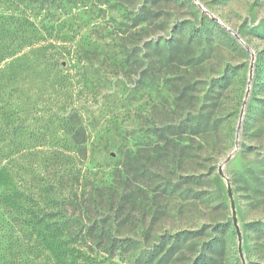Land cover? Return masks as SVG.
I'll return each instance as SVG.
<instances>
[{
    "label": "rangeland",
    "instance_id": "rangeland-1",
    "mask_svg": "<svg viewBox=\"0 0 264 264\" xmlns=\"http://www.w3.org/2000/svg\"><path fill=\"white\" fill-rule=\"evenodd\" d=\"M62 1L48 28L97 48L95 66L78 95L72 72L65 97L36 74L18 90L0 80V199L16 193V215L48 211L52 147L69 139L51 112L81 106L105 235L133 241L98 261L264 264V0ZM57 5L19 10L47 21Z\"/></svg>",
    "mask_w": 264,
    "mask_h": 264
},
{
    "label": "trees",
    "instance_id": "trees-1",
    "mask_svg": "<svg viewBox=\"0 0 264 264\" xmlns=\"http://www.w3.org/2000/svg\"><path fill=\"white\" fill-rule=\"evenodd\" d=\"M21 3H39L42 10L46 4L59 5L45 10L47 21L43 17L37 21L24 9L19 10ZM53 10L62 11L63 1L0 0L3 85L18 90L20 83L36 74L65 97V85L70 82L72 72H76L73 77L80 76L76 81L77 95L86 87V71L94 69L98 50L86 49L80 42H74L73 37L59 36V32L53 35L54 27L47 26L56 19L51 14ZM97 74L95 71L92 77ZM53 111L51 122L58 120L60 130L69 139L52 147V178L46 190L49 209L44 213L39 207L27 215H16L19 196L15 193L0 199V213L9 214V228L0 233V264H103L99 257L112 260L119 254L123 259L122 254L130 250L133 241L106 237L107 221L97 213L99 205L95 198L99 188L89 184L87 172L81 167L88 157L90 138L81 106L71 107L66 113H61L60 107ZM199 119L207 121L203 113H199ZM202 124L194 130L197 138L208 131L201 128ZM142 259L138 257L137 262L143 264Z\"/></svg>",
    "mask_w": 264,
    "mask_h": 264
},
{
    "label": "water",
    "instance_id": "water-1",
    "mask_svg": "<svg viewBox=\"0 0 264 264\" xmlns=\"http://www.w3.org/2000/svg\"><path fill=\"white\" fill-rule=\"evenodd\" d=\"M200 7H202L200 5ZM202 9H204L202 7ZM205 12H207L206 10H204ZM208 13V12H207ZM209 14V13H208ZM210 15V14H209ZM211 16V15H210ZM212 17V16H211ZM236 37L238 38V36L236 35ZM251 55H252V62H251V69H250V78H249V84H248V89H247V93H246V99L248 98L249 96V93H250V83L253 79V73H254V54L251 52ZM245 105V104H244ZM243 115H244V108L242 109L241 111V115H240V121H239V126H238V132L240 130V127H241V123H242V120H243ZM237 137H238V134H237ZM231 159V157L229 158ZM220 172L222 173V171L220 170ZM234 225L236 227V231H237V234H238V241H239V253L243 259V252H242V235H241V231L239 229V226H238V223H237V218H234Z\"/></svg>",
    "mask_w": 264,
    "mask_h": 264
}]
</instances>
